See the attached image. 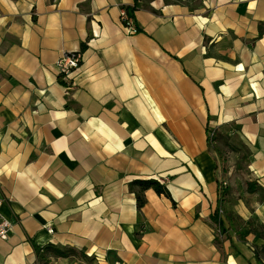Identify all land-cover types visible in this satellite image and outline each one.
<instances>
[{"label":"crops","instance_id":"0c3cea01","mask_svg":"<svg viewBox=\"0 0 264 264\" xmlns=\"http://www.w3.org/2000/svg\"><path fill=\"white\" fill-rule=\"evenodd\" d=\"M134 3L0 0V264H264V0Z\"/></svg>","mask_w":264,"mask_h":264},{"label":"built area","instance_id":"2783aa9c","mask_svg":"<svg viewBox=\"0 0 264 264\" xmlns=\"http://www.w3.org/2000/svg\"><path fill=\"white\" fill-rule=\"evenodd\" d=\"M121 21L129 32L133 33L138 31L133 16L126 8H123L121 11ZM81 61H82V57L80 53L74 51L64 52L63 55L57 61V66L59 68V72L62 79L70 80L73 72L81 66ZM214 136L215 133L212 132L210 135L211 139ZM3 203H4V199L0 197V239L6 240L10 236L12 223L9 219H7L3 215L1 211ZM49 230L52 231L51 228Z\"/></svg>","mask_w":264,"mask_h":264},{"label":"trees","instance_id":"16d2710c","mask_svg":"<svg viewBox=\"0 0 264 264\" xmlns=\"http://www.w3.org/2000/svg\"><path fill=\"white\" fill-rule=\"evenodd\" d=\"M138 2H139V0H135V3H134V5L132 7H127L126 8L130 12V14L133 16V18H134V11L137 8ZM134 20H135V18H134ZM215 137H216V135L212 139L214 140ZM210 139H211V137H210ZM212 139L210 140V142H212ZM225 140H226V143H228V146L230 148H235V145L232 146V144L229 142V138H226L225 137ZM215 152L218 155L219 163L221 165V162H223L222 161L223 158H222V155H221L222 154V151H219L218 152L217 149H215ZM222 171H224V168H222ZM136 184H139L141 186V188H142L141 192H138L137 193V200H138V206H139V208H141L145 204V202H146V198H145L144 193H143L144 190H146V189L153 188L158 193H164L166 195H170V192L168 191V189L160 181H157L156 179L139 180V181L136 182ZM256 187L257 186L255 184H250V183L247 182V191L248 192H253L256 189ZM218 214H219L218 212L215 213L212 216V220L217 225L219 224V226H221V222L219 220ZM37 250L39 251L40 249L38 248Z\"/></svg>","mask_w":264,"mask_h":264},{"label":"rangeland","instance_id":"374dc122","mask_svg":"<svg viewBox=\"0 0 264 264\" xmlns=\"http://www.w3.org/2000/svg\"><path fill=\"white\" fill-rule=\"evenodd\" d=\"M214 138V137H213ZM216 139V137H215ZM215 139L213 140L212 139V146H214L216 143H215ZM233 142L235 143V147L236 148H239L237 145L239 144V142L234 139ZM231 144H233L232 142H230ZM242 145L240 144V147ZM243 147V146H242ZM222 151V150H221ZM222 158H223V162H221V165L223 164V166H225L226 164V169H228L229 173L227 174L228 177L230 178H236L237 175H245L247 173V168H246V163H247V160H248V152L247 150H245L244 148H242L240 150V153H237V154H232L230 152V150H225L222 151ZM225 163V164H224Z\"/></svg>","mask_w":264,"mask_h":264}]
</instances>
